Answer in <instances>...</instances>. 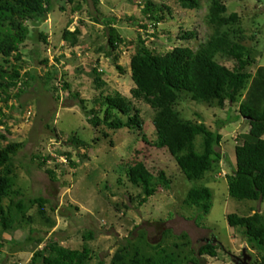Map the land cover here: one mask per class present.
Masks as SVG:
<instances>
[{"label": "rangeland", "instance_id": "374dc122", "mask_svg": "<svg viewBox=\"0 0 264 264\" xmlns=\"http://www.w3.org/2000/svg\"><path fill=\"white\" fill-rule=\"evenodd\" d=\"M147 2L155 4L165 18L157 28L144 15ZM53 3L55 12L45 21L26 23L30 36L20 48L22 59L17 65L28 85L23 82L11 91L9 101L1 103L0 132L7 141L0 140V145L23 144L14 158L15 189L21 190L25 200L46 199L45 211L56 226L49 229L36 219L28 226L17 225L14 231L0 228V264H30L34 253L45 245L35 242L42 237L46 242L54 240L71 250H82L84 235L90 232L94 239L88 241L92 258L89 264H111L115 254L127 245L132 254L135 246L144 253L155 254L153 247L181 243L176 236L182 234L188 235L190 248L195 251L215 240L216 246L221 244L217 257L201 258L200 264H235L244 249L254 264L259 259L257 251L227 220L233 214L249 217L264 213V202L239 201L229 195L228 176L236 169L235 148L244 143L243 137L250 130L249 121L239 116L238 105L227 103L225 108H219L195 103L188 96L179 102L177 110L185 120L203 122L223 135L214 169L205 180L192 182L182 174L167 149L154 146V112L131 95L135 85L130 61L139 35L147 47L159 54L176 47L197 50L209 32L204 22L208 0L201 1V9H185L179 0ZM226 6L227 16H239L234 29L242 30L243 44L255 59L249 71L256 73L264 67V0H232ZM139 24L147 25V30L140 29ZM110 26L124 40L111 55ZM76 29L80 35L75 44L74 38H63L65 30ZM188 32L194 33L193 39L183 40ZM41 34L47 43L39 37ZM116 57L123 71L117 69ZM218 62L230 69L235 67L234 61L225 56L218 57ZM26 73L32 77H25ZM49 74L57 76H53L52 84L45 82ZM98 74L105 83L101 88L95 82ZM19 90L23 92L16 99L14 95ZM116 92L130 99L140 111V131H112L105 125L94 129L89 124L80 102L84 101L89 111L95 109L104 118L106 107L99 103L101 94ZM197 141L201 143V139ZM138 163H143L155 177L164 172L171 181L169 189L157 183L156 194L142 207L137 201L140 190L129 183L127 176ZM47 170L55 173V180ZM203 186L212 191L213 206L208 216L199 219L200 211L187 207L185 200L192 188ZM37 211L36 206L28 214L35 217ZM30 229L35 230L32 235ZM167 231L171 234L166 235ZM30 237L34 241L29 242Z\"/></svg>", "mask_w": 264, "mask_h": 264}, {"label": "trees", "instance_id": "16d2710c", "mask_svg": "<svg viewBox=\"0 0 264 264\" xmlns=\"http://www.w3.org/2000/svg\"><path fill=\"white\" fill-rule=\"evenodd\" d=\"M201 1L179 0L185 9H201ZM229 1L232 0H208L204 22L209 32L197 50L176 47L171 52L159 54L147 47L139 35L130 61L131 78L135 85L131 95L133 99L146 103L154 112L152 124L157 135L154 146L167 149L182 174L192 182L205 180L206 175L214 169L215 159L220 158L217 148L223 141V135L219 131H212L203 122L185 120L177 110L179 102L183 96H188L195 103L217 105L219 108H225L227 103L237 104L239 116L249 121L250 130L243 137L244 143L235 148L236 169L228 176L229 195L239 201L264 202V67L256 73L249 71L255 59L252 51L243 44L242 30L234 29L239 23L238 14L227 16L226 3ZM143 11L146 18L153 21L155 28L165 19L160 14L161 10L152 2H147ZM54 12L53 0H0V115L3 114L1 103L9 101L12 98L11 91L24 82L22 69L17 63L22 59L20 48L30 36L26 23H41ZM138 27L145 30L148 28L141 24ZM108 31L111 55L124 40L115 27L110 26ZM79 35L78 29L75 32L65 30L63 38H74L75 44ZM39 37L47 43L43 34ZM193 37L194 33L188 32L182 39L191 40ZM220 56L234 61L235 67L230 69L219 63ZM117 60L118 57L115 58L117 69L123 71ZM50 75L46 84H52L57 79V76ZM25 77L32 76L26 73ZM95 82L99 88L105 86L100 74ZM24 84L28 85V81ZM64 87L68 89L67 84ZM22 92L19 90L14 97L19 99ZM100 98L102 102L99 103L106 107L104 118L100 117L99 111H89L85 102H80L94 129L105 125L112 131L141 130L140 111L130 99L117 92L108 96L101 94ZM104 137L108 138V135ZM198 139H201L200 144L197 143ZM0 140L7 141L1 132ZM21 148V143L0 145V228L14 231L17 225L28 226L38 219L42 225L52 229L56 223L45 211L48 201L42 197L25 200L21 190L15 189L14 158ZM46 172L55 180L52 170ZM127 176L129 183L140 190L137 197L140 207L156 194L157 183L168 189L171 186L164 172L155 177L143 163L131 167ZM212 199L213 194L209 188L195 187L188 192L185 205L198 209L201 213L199 219L205 218L212 210ZM7 200L8 205L5 204ZM36 206L37 216H30L29 210ZM227 220L229 226L240 230L251 248L257 251L259 259L254 264H264V213L256 212L249 217L233 214ZM34 231L30 229V235ZM170 232L167 231L166 235H170ZM176 238L182 242H174L165 248L161 244L157 245L153 247L155 254L151 255L137 246L132 254L130 245H127L115 254L111 264H200L201 258L217 257L222 247L221 244H206L195 251L190 248L187 234ZM92 239L94 234L90 232L84 235L82 250H71L54 240L46 242L42 237L35 242L39 246L45 245L34 253L30 264H89L92 258L88 241ZM28 241L34 239L30 237ZM2 247L1 243L0 249Z\"/></svg>", "mask_w": 264, "mask_h": 264}, {"label": "water", "instance_id": "95a60500", "mask_svg": "<svg viewBox=\"0 0 264 264\" xmlns=\"http://www.w3.org/2000/svg\"><path fill=\"white\" fill-rule=\"evenodd\" d=\"M216 240L212 243L213 245L216 244ZM252 256H250L247 252V249H244L243 250V254H242V257L241 258H236L234 260L235 264H252Z\"/></svg>", "mask_w": 264, "mask_h": 264}, {"label": "built area", "instance_id": "2783aa9c", "mask_svg": "<svg viewBox=\"0 0 264 264\" xmlns=\"http://www.w3.org/2000/svg\"><path fill=\"white\" fill-rule=\"evenodd\" d=\"M31 114H32V113H31V112H29V116H28V117H30V116H31Z\"/></svg>", "mask_w": 264, "mask_h": 264}]
</instances>
